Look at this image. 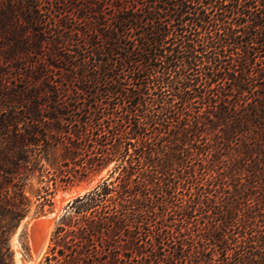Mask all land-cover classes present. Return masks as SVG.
<instances>
[{"label": "trees", "instance_id": "trees-1", "mask_svg": "<svg viewBox=\"0 0 264 264\" xmlns=\"http://www.w3.org/2000/svg\"><path fill=\"white\" fill-rule=\"evenodd\" d=\"M86 1L82 30L67 0H0V264L30 177L37 215L111 161L114 180L55 221L43 264H264V0ZM213 131L240 143L248 183L210 205L161 198Z\"/></svg>", "mask_w": 264, "mask_h": 264}, {"label": "rangeland", "instance_id": "rangeland-1", "mask_svg": "<svg viewBox=\"0 0 264 264\" xmlns=\"http://www.w3.org/2000/svg\"><path fill=\"white\" fill-rule=\"evenodd\" d=\"M54 1L58 2V0ZM67 1L71 2L69 3V10H71V13L73 12V15H70V18L67 20V24L83 30L87 25V22L85 19L77 18V15L80 12H77V9L81 8V6L84 5L83 3L87 4V1ZM261 82L264 83L262 80ZM82 85L86 86L87 84L82 82ZM262 93L264 94V91H262ZM215 133L216 131H213L206 136H201L203 140L195 142V146L191 149V159H185L183 162L179 161L181 162L180 164L171 167L173 169L171 172L174 176L172 177V175H169L166 176L165 179H161L158 183V186H160L158 192L163 196L161 198L166 197L169 202L173 203L186 201L191 204H194L195 202H199L200 204V202L203 201L204 205H210L217 202L218 199H212V201L204 200L206 195L212 197V194L224 195L227 191L233 193L238 182L248 183L246 179L249 175H252V170H254L255 166L238 159L237 146H239L240 143H235V140H232L231 138L223 140L221 138L222 136L219 138L218 136H215ZM152 136L154 135L152 134ZM153 140L154 142L157 141L156 136ZM205 142H209L210 144L205 145ZM201 143L203 144L201 145L203 146V149L198 147ZM155 161H157V159H155ZM115 164L116 161H111L99 170L89 173L86 177L80 180H75L72 184L64 185L58 183L52 194V205L49 210H47L48 207L46 206L44 211L37 215L34 214L37 203L34 191L43 184L40 182L42 177L38 176L37 173L30 177L27 180L25 191L32 201L31 209L28 215L22 219L19 225L11 232L8 240L13 264H23L20 260L21 256H27L29 258L32 256L28 230V224L32 219L39 216L56 214L57 220L58 217L68 209L70 203L76 197L90 192L104 181L108 182L109 180H114L117 175V172L112 173ZM251 184L257 185L256 181H251ZM201 188H203V190ZM58 193L66 196L65 200L60 205L57 200ZM160 195L158 194V196ZM50 246L51 241L49 236L47 244L39 258L35 261V264H43L45 256L49 254Z\"/></svg>", "mask_w": 264, "mask_h": 264}, {"label": "water", "instance_id": "water-1", "mask_svg": "<svg viewBox=\"0 0 264 264\" xmlns=\"http://www.w3.org/2000/svg\"><path fill=\"white\" fill-rule=\"evenodd\" d=\"M61 199L60 202H62ZM56 220V214L39 216L32 219L28 224L30 243L32 245L31 254L34 259H38L46 239L49 238L51 230ZM20 260L23 264L27 261V256H21Z\"/></svg>", "mask_w": 264, "mask_h": 264}, {"label": "bare ground", "instance_id": "bare-ground-1", "mask_svg": "<svg viewBox=\"0 0 264 264\" xmlns=\"http://www.w3.org/2000/svg\"><path fill=\"white\" fill-rule=\"evenodd\" d=\"M67 196H68V195H67ZM68 197H69V196H68ZM65 198H66V196L62 195L61 193H58V195H57V200H58L59 205L65 200ZM61 199H63L62 202H60ZM47 241H48V239H46L45 246H46V244H47ZM45 246L43 247L42 251L44 250ZM31 249H32V245H31ZM42 251H41V253H42ZM18 255H19V254H18ZM18 260H19V259H18ZM36 260H37V259H34L32 256H31L30 258L27 257V261L25 262V264H35V261H36ZM19 261H20V260H19Z\"/></svg>", "mask_w": 264, "mask_h": 264}]
</instances>
